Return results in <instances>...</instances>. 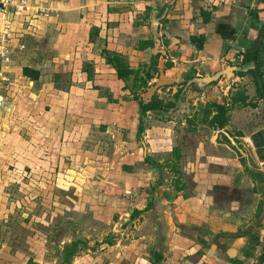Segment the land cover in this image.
<instances>
[{"label": "rangeland", "instance_id": "rangeland-1", "mask_svg": "<svg viewBox=\"0 0 264 264\" xmlns=\"http://www.w3.org/2000/svg\"><path fill=\"white\" fill-rule=\"evenodd\" d=\"M5 1L18 20L0 28V264H251L264 236V103L241 107L222 135L187 90L183 109L147 113L137 136L135 96L180 90L175 0ZM104 50L140 71L157 56L172 83L131 92ZM77 240L98 243L64 263Z\"/></svg>", "mask_w": 264, "mask_h": 264}, {"label": "crops", "instance_id": "crops-1", "mask_svg": "<svg viewBox=\"0 0 264 264\" xmlns=\"http://www.w3.org/2000/svg\"><path fill=\"white\" fill-rule=\"evenodd\" d=\"M0 1V28L2 24L4 26L6 23H11L14 26L18 20H16L17 17L14 18L12 15V9L7 12V1ZM27 1L21 0V6L29 10L31 7L27 6ZM201 9L210 12L211 20L208 23H203L199 15ZM262 9L263 5L259 0H175V21L169 20L170 22H168L172 28V34L175 35V58L171 59L175 61V89L178 87V90L181 88L185 90V97L187 96V90L199 93L202 105L208 101L226 104L227 108H229L227 114L229 122L224 129L217 131L212 129L213 132L216 131L218 134L227 135L224 132L226 129L228 130L232 126L238 127V122L240 121H235V119L241 118L243 114V111L239 110L242 107L240 103L232 105L230 101L231 94L237 89L232 87L233 85L236 86L234 83L239 82L241 85H245L242 88L247 90L245 95L249 96V101L255 97L253 96L255 89L250 87L252 81L249 75L244 77L235 76L233 77L234 79H231L232 81L229 80L230 83H226L228 80L225 76L224 79L221 77L223 76V70L228 66L226 60L233 61L234 64L231 66H236L240 60V57L237 56L247 49L249 41L256 38V28L264 22ZM254 10H260L258 12V25L255 24V19L250 14ZM16 11L18 12V9ZM199 35L205 36L206 41L203 49L197 51L189 38ZM170 71L162 68L152 80H155V82L163 81L161 87L169 85L172 83L167 77ZM206 76L211 77L212 81H201L204 84L197 82L195 86H190L195 79L200 80ZM188 77L193 78L184 86L183 83ZM216 77L217 80H215ZM249 89H252L251 93ZM197 99L199 100V98ZM261 104L263 103L259 102L257 106ZM183 107L184 102H182L181 108L183 109ZM243 108L251 109L252 107ZM249 114H251L250 110ZM233 136L235 138L242 137L241 134L237 133Z\"/></svg>", "mask_w": 264, "mask_h": 264}, {"label": "trees", "instance_id": "trees-1", "mask_svg": "<svg viewBox=\"0 0 264 264\" xmlns=\"http://www.w3.org/2000/svg\"><path fill=\"white\" fill-rule=\"evenodd\" d=\"M259 2L263 5V9L261 11L264 12V0H259ZM260 10H254L250 12L251 16L255 19L254 22L256 25L259 24L258 20V12ZM199 15L202 18L203 23H208L211 20L210 12H206L205 10H200ZM256 38L250 41L247 49L240 53L237 57H240L238 67L240 70L237 72V77H244L249 75L252 83L254 84L255 89V97L253 100L248 99V96L245 95V90L242 88H237L235 92L231 94L230 101L232 105L240 103L242 107H257L259 102L264 103V22L260 24L257 28ZM98 30L94 35L90 34V40H94L96 37ZM191 44L196 48L197 51L203 49L204 43L206 41L205 36H191L189 38ZM135 49L139 51H145L146 49L153 48L154 42L152 40H138L135 45ZM103 57L105 58V63L109 65L116 74L118 80L122 82H127L129 79L132 80V88L131 92H136V90L145 89L148 86L149 82L155 78L156 75L159 74V70L157 67V56L153 57V60L150 63V66L147 70L140 71L134 70L130 67L127 59L124 55L118 52L104 50ZM172 65L167 64L163 70L169 69ZM155 67V68H154ZM24 75L26 77H32L36 79L38 74L37 72H32L29 68L24 69ZM193 77H188L186 81L183 83L185 86L189 80ZM201 83V80L195 79L194 82H191L190 86H195V83ZM204 84V83H201ZM185 97V90L182 88L175 94L173 99H169L164 101L160 99L158 96H153L148 101H143L135 96L136 101L138 102V126H137V136L138 138H142L144 133V118L149 112L154 113H169L172 111L180 110L182 106V102ZM204 114L202 122L207 125L209 128L214 130L224 129L228 125V108L225 103L218 102H207L203 108ZM226 139V138H225ZM227 143L229 141L226 140ZM173 154L176 159H179L180 155L178 152V148L173 150ZM157 167L158 164H155ZM126 173H130L132 168L130 166H124L122 169ZM139 211H135L134 214L137 216ZM93 244L94 246L97 244ZM84 245L87 247L93 248L90 242L77 240L74 241L66 250L64 263H68L69 260L78 252L80 246ZM93 246V247H92ZM90 248V249H91ZM251 264H264V236L260 242V252L255 256L254 261Z\"/></svg>", "mask_w": 264, "mask_h": 264}, {"label": "water", "instance_id": "water-1", "mask_svg": "<svg viewBox=\"0 0 264 264\" xmlns=\"http://www.w3.org/2000/svg\"><path fill=\"white\" fill-rule=\"evenodd\" d=\"M240 69L236 66H227L222 74L226 77V79L228 80V82H230L229 80H231V78L235 77L237 72L239 71ZM201 81L203 82H211L212 81V78L211 77H208L206 76L205 78H202L200 79ZM215 80H217V77L215 78Z\"/></svg>", "mask_w": 264, "mask_h": 264}]
</instances>
